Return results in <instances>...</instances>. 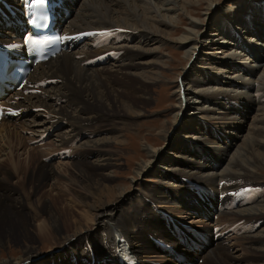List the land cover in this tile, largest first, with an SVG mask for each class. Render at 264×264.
I'll use <instances>...</instances> for the list:
<instances>
[{
	"label": "bare ground",
	"instance_id": "obj_1",
	"mask_svg": "<svg viewBox=\"0 0 264 264\" xmlns=\"http://www.w3.org/2000/svg\"><path fill=\"white\" fill-rule=\"evenodd\" d=\"M4 1L13 4L3 6L0 3V14L5 13L3 21L0 16V45L2 49L14 52L19 50L20 41L18 40L19 25L14 24L15 22L13 21H23V16L27 10V0ZM149 1L57 0L66 9V13L70 14L66 19L68 21L66 22L67 25L63 29L67 32L64 36L67 37L65 42L69 43L71 41L70 45L71 48L73 47L72 49L84 41L87 42L88 47H91L92 43L95 42L103 47L107 43V30L111 29H131L133 34L130 35L126 30H117L110 33L113 38L126 40V43L119 48L121 54L118 57V61L122 64L114 65L115 71L109 72L104 68L103 62L100 60L102 58H98L96 55L98 51L93 52L95 54L91 52L89 55L87 54L88 56L86 55L87 57L79 59L70 52L71 49L59 54L46 63L37 65L32 70L25 88L20 93L9 95L2 102L6 109L10 111V114L6 120L0 123V154L5 153V159L10 164H7L8 168L11 170H7L0 162V250H4L11 243H15L21 246V255L14 259L10 257L0 259V264H35L32 259H35V255L37 254V246L34 244L35 241L29 238L30 232L28 229L32 219L38 221L40 232L43 233L46 230V235H61L58 230L59 228L56 226L57 221L59 222L58 214L60 212L52 209L51 205L52 207H56L57 204H61L60 201H64L59 192L65 182H69L70 186H80L81 190L91 199V201H88L86 195L75 191L70 192L69 195L65 193L64 196L68 198L65 202L70 205H66L65 208L61 209V213H68V216L72 217V223H67V220L64 221L69 228L76 229L75 234L68 237L66 241H69L71 238L77 239L78 242L87 241L91 247V242H96L97 240L95 239L97 232L88 233L83 231L90 226L89 224H97V231L102 233V239H106L108 243L115 241L111 245L109 243V246L106 248L108 251L97 252V256L100 257L97 260H95L94 253H91V256L89 253L85 260L90 261L83 262V264H93L94 262L100 264L102 260L109 259L112 252L118 249V240L121 239L127 243L130 250L133 249L132 246L139 245L137 251L145 258L147 256H155L158 259H162L165 256L166 259L169 261L172 259L171 261L177 264H187V261L191 264H196V262H192L195 261V258L199 259L201 264H264V184L259 182L257 174L264 172V106L262 104V96L260 95V90L264 89V64L263 60L259 61L258 59L262 57L261 53H257L254 65L248 68H244L243 66L246 61L244 60L245 58H242L243 56H226L225 59L221 58L222 61L217 67L211 65V68H209L216 71L215 75L213 76L207 70L203 71L204 78L197 83L196 87L187 85L185 90L183 89V82L180 81L178 83L176 86L178 102L173 118H175V122L179 118V129L187 131L188 127H192L188 138L190 140H199L200 137L205 136L209 127H213L222 134H225L226 138L224 137V139L228 143H223V146H209L210 149L206 148L204 151H200L202 149L189 150V148L192 149L195 146L193 142L189 143L187 149L179 154L178 162L173 159L164 160L168 164H166L163 173L166 179L168 178V174L172 177H179V174H181L177 182L181 184V188L185 189L184 192L189 191L188 193L192 195L186 197V200L181 203L182 210L199 207V210H196V212H202L209 221L213 214H208L215 211L216 203L222 204V209L227 211L225 214L235 217V220L242 222L240 226L235 224L234 226H237L239 229L231 232H235V234L237 232H244L243 239H247L248 242V248H244V250H255L258 254L244 259L233 258L232 255L226 253L227 248L221 243L223 241L221 235L226 239L230 237L231 232L228 227H222V230L219 232L211 230L209 234L206 233L209 229L202 232H193L191 230L186 231L188 234L184 235L179 233V229H184L181 224H178V227L176 221L171 224L168 217H163L160 215L158 209H155L159 217L154 213H150L149 219L157 226L159 223L164 226L165 222L166 225L164 227L166 231L168 229L169 235L167 242L155 238L156 241L164 245L159 251L163 255H160L153 249L147 238H140L135 234L134 224L130 216L122 215L121 213L117 214L118 206L116 203L124 199V189L106 186L108 182H111L110 177L103 178L105 176L104 171L109 170V164L98 149L106 147L111 142L118 145L121 143V136L115 135L116 131L114 129L106 130L105 127L107 122L119 119L124 116L123 114H128L130 108H125L122 105L119 95L112 92L110 88H107L103 80H112L120 74V78L117 79L126 83H133L132 81H136L135 83H137L140 81L139 79H143L146 84L151 86L153 84L152 81L155 82L157 78V71L161 70V65L166 64L156 58H151L152 54L149 50H142L139 54L147 56L148 61L133 65L137 50L142 48V43L155 41L154 35H160L164 32V37L169 38L170 36L169 31L172 25L170 20L164 22L163 27L156 25L154 30H150L144 26L131 27V23L139 15L145 14V11L138 6L149 5ZM164 1L167 2V0H156L155 5L157 9L161 10L164 5L161 2ZM178 1L172 0L168 4L175 5ZM211 5L209 6L211 7ZM14 6H18V12L21 16L16 17L14 13L9 11ZM7 12L12 14L8 20ZM196 25L193 23L189 31L184 32L183 35L176 39L172 38L168 40L172 43L181 44L182 49H187L184 57L190 63L188 67L189 71L196 62L206 63V61H213L211 58L207 60L209 54L202 61L201 56L204 54V49L201 46L199 49L194 48L196 42L200 43L198 41L200 32L194 29ZM238 26L242 27L241 23ZM99 33H106L107 35H98ZM223 33L224 31L219 27L216 28V37H220ZM201 36L203 38L206 34L202 32ZM158 41L162 42V44L165 42L161 39H158ZM228 45L235 47V43L232 42ZM218 48L220 49L221 47ZM196 50H198L197 54H195ZM228 50L237 51L234 48H228ZM238 50L245 54L239 48ZM84 51L86 52L85 48ZM94 63L100 65L102 68L95 69ZM211 64L214 63L212 62ZM226 69L238 72L231 73L232 78H234L232 81H229ZM215 85H219V88L216 89ZM25 91L30 92L28 96L24 95ZM130 93L127 92L125 98L132 106L133 104H137V101L132 98ZM184 97H188V103L184 102ZM220 99L226 106L221 103ZM200 101L204 105L207 102H216V106L219 109L210 108L213 112L212 114L202 115L209 122L195 125L191 123L192 119H188L187 115L193 112V108L197 111L203 109V106L200 108L198 106L197 102ZM147 104L148 100L142 103V105ZM32 110H37L39 113H31ZM12 111H15V113L13 114ZM10 115H16V117L12 120V116ZM140 116L139 113H132L124 118L134 120ZM249 116H251V119ZM255 120L258 121L256 124L254 123ZM8 122H14V124L18 122V125L9 128ZM61 124H66V132L64 134L57 133L54 130L57 125ZM243 125H247L248 129L253 127V130H246L245 134H243ZM168 126L166 127L165 124H162L159 128L160 132L167 134L171 128V124ZM198 126L200 127L198 128ZM20 129L30 133V136L35 140L38 139V141L44 138L45 135H54L57 144L61 148L65 145V148H67L68 145L77 143L75 148L77 149L76 160L74 159V162L70 166L81 175L82 179L79 180L68 167L60 168L59 172H57L51 167L48 168L47 164L44 163H40L42 165L40 167L37 166L36 171L32 170L33 173L30 172L26 176V173L23 172L24 169L15 160L16 158L14 159L12 156L14 143L21 145L23 142V138L21 139L19 133ZM95 130H99L98 132L103 131V135L101 136L110 134L113 138L107 139L100 135H92L91 132ZM84 134L86 136L82 139ZM215 136L219 138L218 134ZM233 143V146L237 147L236 149L229 147ZM56 150L59 151L58 149ZM159 151V149H155L152 146L148 148V154L151 158H154ZM48 152H50V149ZM163 152L164 150L162 151L161 149V153ZM64 153L66 152H62V155ZM69 155H71V151ZM88 158H93V160L89 161L87 160ZM162 160L163 156H161L158 162ZM219 160H222V162ZM152 163L153 161L147 162L143 160L135 168V175L140 176L143 174ZM9 171L11 172L9 173ZM13 174H16L19 178L17 181H19L20 186H26L28 190L26 196L30 197V200L40 189L39 187L46 186L45 182L51 181L48 185L50 189L48 188L47 192L40 194L39 199H37V205L35 201H32L31 204L29 203L31 211H27V213L30 217L24 213V209H27L24 201L18 199L20 196L19 189L16 186L7 184L6 181L3 182L5 175L13 177ZM60 175H65L66 179ZM20 178H22L21 182ZM146 192H148L146 194L151 203L166 202L170 195L168 193L164 196L151 190ZM51 193H54V195ZM172 196L174 197L173 193ZM44 199L47 201H43ZM233 202H237V204L231 206ZM230 207L236 210H230ZM79 208L84 209V212H80ZM72 212H78L81 215V219L76 221L73 218ZM191 212L193 215L196 214L194 210H191ZM45 222H47L51 229H46ZM117 222L122 225L123 229H121L122 227L120 229L113 228ZM259 222L263 224L261 230L259 229V231L252 235L254 227ZM103 229L107 230V232H104ZM169 229L173 234L178 236L179 240L171 235ZM173 229L176 230L174 231ZM143 230L140 229V231L145 232ZM150 230L155 232L160 231L159 229H148L146 232ZM212 242L214 246L216 245L215 247H211ZM152 243L154 245V237H152ZM195 249L197 251H194ZM69 253H72L73 256L70 259L72 263L74 260L80 261L73 254V250L69 249ZM131 253H133L132 250ZM65 255L67 254L65 253ZM144 257H141V259H137L136 257L137 263L150 264L143 260ZM105 262L109 263L107 260ZM167 263L165 261V264Z\"/></svg>",
	"mask_w": 264,
	"mask_h": 264
},
{
	"label": "rangeland",
	"instance_id": "obj_2",
	"mask_svg": "<svg viewBox=\"0 0 264 264\" xmlns=\"http://www.w3.org/2000/svg\"><path fill=\"white\" fill-rule=\"evenodd\" d=\"M171 1L172 0H167V2H161L164 3L161 10L157 9V6L155 5L156 0H150L149 5L138 6L140 9H143L145 11V14L139 15L131 23V27L144 26L148 27L150 30H154L156 25H158V27H163L164 22L169 20L171 21L172 25L170 26L169 38L164 37V32L160 35H154L153 38H156L155 41H148V43L145 42L141 44L142 48L137 50V54L133 60V65L148 61L147 56L139 54V52H141L142 50H149L152 54L151 58H156L160 62H164L166 64L161 65V70L157 71V78L155 82L152 81L153 84L151 86L146 84L143 79L139 78L138 79L140 81H138L137 83H135L136 81H132L133 83H126L120 79H117L120 78V74H118V76L114 77V79L112 80H103L106 87L110 88L112 92L118 94L122 101V105L125 108H130V111L128 114H123L124 116L119 119L107 122V125L105 127L106 130L114 129L116 131L115 135L121 136V143L118 145L111 142L106 147L98 149L100 154L104 155V158L107 159V162L109 164V170L104 171L105 176H103V178L110 177L111 182H108L106 186H110V188L121 187L124 189V199L121 201L119 200V202L116 203L119 209H117V214L121 213L122 215L130 216V219L134 224L133 227L135 229V234H137L140 238H147L155 251H157V248L152 243V237H158L157 239H161L162 241L167 242V238L169 236L168 232L164 227L166 225L165 222L164 226L162 224L160 225V223L157 226L149 219L148 216L150 213H154L158 216V213L155 209L161 210V212L165 213L171 220L176 221L184 227L191 228L192 230L202 232L204 230L206 231L209 229V231L206 232L207 234L211 232V228L213 225L220 226L221 228H229L231 226L237 227L234 226L235 224L238 226L242 225V222L235 220V217H232L225 213L213 215L208 221L206 216L203 215L202 212H196V210H199V207H196L195 209L186 208V210H182L183 208L181 206V203L186 200V197L192 195L189 194L187 191L184 192L185 189L181 188V184L177 182L178 178L181 177V174H179V177H172L168 174L167 179L163 174L166 168L165 166L166 164H168L164 160L173 159L178 162L179 154H181L182 151L187 149L189 143L193 142V145L195 144V146L192 149L189 148V150L202 149L200 151H204L206 148L210 149L209 146H223V143H228V141L224 139V137L226 138L225 134H222L213 127H207L208 132L205 134V136L200 137L199 140H190L188 138L189 132L192 130V127H188L187 131L179 129V118L177 119V122H175V118H173L175 114L174 111L177 108L176 105L178 102V98L176 95V86L178 85V83H180V81H182L183 89L185 90L187 88V85H193L194 87H196L197 83H199L200 80L204 78L203 71L207 70L214 76L216 71L209 68H211V65L217 67L222 61L221 58L225 59L226 56H243L242 58H245L244 60H246L243 66L244 68H248L254 65L257 53H261L262 57H259L258 59L259 61L263 60L264 64V0H179L178 3L175 5L168 4ZM210 4H212L211 7L209 6ZM190 22L197 24L195 27H193L195 31L200 32V35L198 37V41H200V43L198 44V42H196V46L194 48L199 49L201 46V48L204 49V54L203 56H201L202 61L205 60V56L209 54L207 60H209L210 58L213 59L212 62L214 64H211V61H206V63L196 62L189 71L188 67L190 63L189 61H186V58L184 57V53L187 51V49H182L183 47L181 44H176L174 42L172 43L168 40L172 38L176 39L183 35L184 32L189 31V28L192 27L193 24ZM240 23L242 27L238 26ZM215 27H219L222 31H224V33L221 34L220 37L215 36ZM242 28L243 30H241ZM117 30H126L129 32L130 35L133 34L131 29L107 30V43L100 49L96 50L98 51L96 53L97 57L100 56L102 59L106 60V63L103 64V66L109 72L115 71V67H113L114 65L122 64L120 63V61H118V57L121 54L119 48L126 43V40L116 39L111 37L110 35L112 31L114 32ZM202 32L206 34V36H204L203 38H201ZM158 39L165 41L164 44L158 41ZM231 42L235 43V47H233V45H228ZM86 43L87 42L85 41L80 42V44H77L74 49H72L70 52H72L73 55L77 56L79 59L85 58V56L87 54L89 55L91 52H96L95 50H92L91 47H88ZM218 47L221 48L219 49ZM237 47L242 50L245 54L239 51ZM84 48L86 52L84 51ZM228 48H234L237 51H230L228 50ZM197 52L198 50H196L195 54H197ZM101 68L102 67H100L99 65L96 66L95 69ZM219 70L224 71L222 69ZM231 73L233 74L238 72L236 70L226 69V74L229 78V81H232L234 79L232 78L233 76ZM240 74H242V72H240ZM245 80L249 81L248 79ZM215 88H219V85H215ZM127 92H132L130 94L132 95V98L137 101V104H133L131 106L127 102V99L125 98V94ZM260 95L262 96V104L264 106L263 88L260 90ZM147 100L148 104L142 105V103ZM184 102L188 103V97H184ZM197 103L199 108L203 106V109H201V111H197L195 108H193V112H190L187 115V118L192 119L191 123L195 125L199 123L201 124L202 122H209V120L202 117V115L212 114L213 112L211 109H219L216 106V102H207L205 103L206 105H204L201 101ZM221 103L224 104L223 101H221ZM224 105L226 106V104ZM31 113L35 114L39 112H37V110H32ZM132 113H139L141 116L137 119L135 118L134 120L124 118ZM14 117H16V115L12 116V120ZM250 117L251 116H249V118ZM257 122L258 121L255 120L254 123L256 124ZM162 124H165L166 127H169L168 125L171 124V128L167 134H165L164 132H160L159 128ZM7 125L9 126V128H13L18 125V122H16L15 124L14 122H11ZM61 125L62 126L57 125L54 130L57 133L64 134L66 132V124ZM199 127L200 126H198V128ZM246 130L252 131L253 127H250L248 129L247 125H243L242 133L245 134ZM95 131L91 132V134L100 136L103 135V131ZM19 133L21 139L23 138V142L21 145H19V143H14V146L12 148V156L14 159L16 158L15 160L19 163V165H21L22 169H24L23 172L26 173V176H28L30 172L33 173L34 170L36 171V169L44 163L47 164L46 166L48 168L51 167L57 172H59L60 168L68 167V169L77 178H79V180L82 179L81 175L77 171H74L70 166L71 163L74 162V159L76 160L77 149L75 148L77 146V143H72L71 145H68L67 148H65L66 145L61 148L57 144L54 135H45L44 138L46 139L42 138L40 141H38V139L35 140L34 138H32L30 136V133L25 130L20 129ZM217 134L219 138L215 136ZM85 136L86 134L83 135L82 139ZM101 137H106L107 139L113 138L110 134H106ZM233 145L234 143L229 145V147H231L232 149H236L237 147H234ZM58 146L60 147V150ZM149 146L160 150L154 158H151V156L148 154ZM49 149L50 152H48ZM56 149H58L60 152ZM68 149L69 151H71V155H67L68 153L64 151ZM161 149L162 151L164 150L163 153H161ZM62 152L66 153L62 155ZM54 153H56V155L53 156ZM50 156L51 160L48 161ZM161 156H163V160L158 162ZM5 157V153H1L0 162L1 164H3V166H5V168H7V170H11L8 168V165H10L8 164L9 161L5 159ZM87 160L92 161L93 158H88ZM143 160L147 162L153 161V163L143 172V174H141L140 176H136L135 168ZM219 161L222 162V160ZM19 169L21 168L19 167ZM10 172L11 171H9V173ZM257 174L259 182L264 184V172ZM60 176L66 179V177H64L65 175ZM3 178V182L6 181L7 184L16 186L17 189H19L18 192L20 193V196L18 197V199L24 201L27 207V209H24V213L28 217H30V215L27 213V211H31L29 206L32 201H35V204L37 205V199H39L40 194H42L43 192H47L50 189L48 185L51 181H47L48 183L45 182V184L47 185L39 187L40 189H38V191L30 200V197L28 198L26 196V193L28 192L26 186H20L19 181H17L19 180V178L16 174H13V177L10 175H5ZM21 181L22 178H20V182ZM23 183L25 184V182ZM149 190L154 192L156 191L157 193L163 194L164 196L169 193L170 195L167 199L168 201H163L161 203L154 202L155 204L151 203V200L149 199V197H147L146 194L148 193L146 191ZM74 191L86 195L88 201H91L90 197L85 194L83 190H81L80 186H70L69 182H65V184L62 185V189L60 190L59 195H61L64 201H60L61 204H57L56 207H52L51 205L52 209H56L60 212L58 214L59 222L57 221L56 226L57 228H59L58 230L61 235H46V230L43 233L40 232L38 229V221L32 219V222L30 223L28 229L30 232L29 238L34 240V244L35 246H37V254L35 255V259H32L35 264L37 262H39L38 264H83V262L90 261L85 260L87 259L89 253L90 256L91 253H94V256L96 257L95 260H97L100 258L97 256V252L106 250L107 246H109V243L111 245L113 242H115L111 241L108 243L106 239H102V233H100L96 229L97 224H89L90 226H88L87 229L83 230L88 233L97 232V237H95V239L97 240L96 242H91V247L89 246L87 241L78 242L77 239L72 238L69 241H66L68 237H71L73 234H75L76 229H72V227L69 228L67 226L65 221L67 220V223H72L73 219L72 217L68 216V213L62 214L61 209L65 208L66 205H70L66 204L65 202V200L68 199L64 196L65 193L69 195L70 192ZM172 193L174 197L172 196ZM51 194L54 195V193ZM73 197L75 196L73 195ZM43 201L47 200L44 199ZM193 201L196 202L195 200ZM191 210H194L196 214L193 215ZM79 211L84 212V209L79 208ZM72 213L73 218L76 221L81 219V215H79L78 212ZM118 224L119 223L117 222L116 225L113 226V228L120 229L122 225ZM262 226L263 224L261 223V225L256 230L252 231V235L255 232L259 231V229L261 230ZM45 227L46 229H51L49 228L47 222H45ZM139 228L144 229L143 231L145 232L140 231ZM121 229H123V227ZM148 229H159L160 231L155 232L153 230H150L146 232ZM182 230L184 232V235L188 234L186 232L187 230ZM103 231L107 232V230L105 229H103ZM239 233L240 232H237L235 234V232H231L230 237H228V239L221 235L223 240L221 241V243L225 248H227L226 253L232 255L233 258L237 259H244L246 257H253L254 255H257L258 252L255 250H244V248H248V242L247 239H243L244 232L240 234ZM213 242L211 247L216 246H214ZM156 243L159 246L160 251V243L158 241H156ZM132 247V254H134L137 259H141V257H144L143 255L139 254V251H137L139 245H135ZM69 249L73 250V254L76 255V257H78L80 261L74 260L73 263L71 262L70 259L73 256L72 253H69ZM85 251H87L86 254ZM65 253L67 255L64 256ZM159 254L163 255L161 253ZM20 255L21 246L16 245L15 243H11L7 246L6 249L0 250V259L7 257L14 259L18 258ZM106 260L109 261V263L105 262ZM106 260H102V263L100 264H117L118 262L116 251L112 252L111 257L109 259L106 258ZM143 260L147 261L150 264H165V261L170 262L168 259H166L165 256H163L162 259H158L155 256H147L146 258L144 257ZM192 262H196V264L200 263L199 259L196 258L195 261ZM93 264L99 263L94 262Z\"/></svg>",
	"mask_w": 264,
	"mask_h": 264
},
{
	"label": "snow or ice",
	"instance_id": "obj_3",
	"mask_svg": "<svg viewBox=\"0 0 264 264\" xmlns=\"http://www.w3.org/2000/svg\"><path fill=\"white\" fill-rule=\"evenodd\" d=\"M98 35H107V34L106 33H99ZM57 39L59 40V39H61V37H57ZM64 39H67V37H64ZM26 43L38 44L41 42L32 40V41H26ZM2 113H3V110L0 109V114H2Z\"/></svg>",
	"mask_w": 264,
	"mask_h": 264
},
{
	"label": "flooded vegetation",
	"instance_id": "obj_4",
	"mask_svg": "<svg viewBox=\"0 0 264 264\" xmlns=\"http://www.w3.org/2000/svg\"><path fill=\"white\" fill-rule=\"evenodd\" d=\"M129 243V242H128ZM130 245V244H129ZM131 246V245H130Z\"/></svg>",
	"mask_w": 264,
	"mask_h": 264
}]
</instances>
